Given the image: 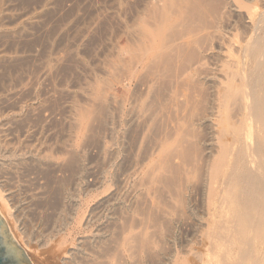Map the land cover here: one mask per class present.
Wrapping results in <instances>:
<instances>
[{
	"label": "bare ground",
	"instance_id": "bare-ground-1",
	"mask_svg": "<svg viewBox=\"0 0 264 264\" xmlns=\"http://www.w3.org/2000/svg\"><path fill=\"white\" fill-rule=\"evenodd\" d=\"M125 1L127 2L128 10H125V23L121 22V24H124V27L121 28L123 30L121 36L123 35L125 38L126 45L119 46L117 44H112V47L110 45L112 49L108 51H111L112 54H109L112 55L113 58H110L111 60L105 59L104 61H110V63H108L109 65L107 64L108 67L107 65H103L105 66L104 71L107 72L106 77H99L98 79L96 77L93 84H91L93 82L92 80L90 84L87 83V86L89 85L87 91H91L90 93L93 95H89L92 99L91 97L89 98V96L85 97L91 99L93 103L95 102V105L92 104V106L89 107V100V102L85 104L86 108L81 107L84 103L79 105L80 108L74 107V109L77 110L73 112L75 114L72 115L74 118H70L72 119V121L70 120L71 126H68L75 128L77 131L75 134L71 132L75 136L77 134V141L75 142L73 140V142L71 140L74 145L72 143L70 146L72 145L73 153L79 155L81 154V145L79 142L89 133L88 131L90 128L94 130V124L98 123V126L100 122L104 125L106 124L110 135V141H102L100 140L101 138L99 139L98 137L100 140L99 145H101L98 161L101 163V166L97 171V168L92 164H89L87 167L80 164L84 170L83 174L87 176L88 174L96 173V175L94 174L95 179L93 181L91 179V183H89L90 181L86 183L83 180L84 183L81 180L83 179L81 178L83 174L75 178L76 186H74V188L78 187L81 190L83 189L82 191H84V193L87 192L88 194L94 190L96 191L103 188V191L97 194L99 199L97 198V201L91 204V208L88 206L90 211L87 210L88 207L86 206V210L89 211V213L86 211V213H88L86 215L87 217H85L86 213L83 212L85 211V206L84 209H82V196H80L79 193V195L77 194V196L81 197L82 202H79L80 200L76 198V196L73 197V193H70L72 194L71 197L74 198L73 200L71 199V208L76 213H74L76 220L77 217H80L79 214H81L83 210L81 215L83 217L78 218L81 221L80 223L78 221L76 224H79V226L81 225V230L82 228L85 230L89 228L93 229L88 230L90 233L83 230L88 234L83 237L79 236L78 239L75 238L74 240L71 238L72 235L70 238L66 235L68 238L66 239L62 231L58 230L61 231V233H59V239H61V241L58 239V242L56 238L57 243L54 242V238H52L54 239L52 240L48 238V236H45L46 234L39 231V228L44 225H48L49 228H56L55 225L65 217V210H60L63 206L62 208L58 207L59 203H61V199L58 201L59 203L55 201L56 204L58 203L56 208L58 207L59 209H57L58 211L55 213L53 212L54 209L50 210L52 211L51 213L49 212L51 219L49 218L46 224L45 219L48 217L44 216L45 214L42 215L44 211L39 212L41 213L40 216H36L37 225H35L38 226L36 227L38 229V236L36 234L34 237L35 243H32V237H30L32 233L30 232V235H26L28 243H26V241L25 243L20 241L19 236L23 235L24 229L22 233L21 231L18 232V234L21 233L22 235H18L16 231V233H14V230L20 229L19 224H22L21 226H24V224L19 216L20 211L14 214L13 208L16 202L12 206L13 208L10 206L9 202L10 199L16 196L17 189L12 190L13 186L16 184L12 183L14 184H11L12 188H10L11 186L7 187V185H10L7 184L8 178L12 175L6 177L8 175L6 162L0 159V184L2 186H0V213H4L6 220L9 222L8 231L13 233L16 238L23 243V248L33 264H152L153 261L156 263L160 262L161 264H184V261L182 259L180 260V256H178L181 254H178V250L182 248L178 249L175 246L177 248L176 250L174 245H172L173 233H175L171 231L172 226H182V228H186L187 234L191 236V238L187 240V245L185 244L186 246L183 247V250L185 256L187 255L191 261L196 264H264V0H139L138 5L135 4L136 1H134V6L137 5L134 12L131 10V0ZM122 7H126V5ZM118 8L120 9V6ZM114 14L116 15V13ZM117 15H119V13ZM122 18L123 17H121V19ZM4 28H6V26ZM7 28L11 27L9 26ZM6 36L9 35L7 34ZM13 36H15V34H12V37ZM116 36L114 37L116 38ZM118 37L120 39V35ZM4 39L2 40L4 41ZM2 40L0 38V41ZM114 41L111 40L110 42L113 43ZM6 45H8V43ZM1 49H4L3 45ZM107 53H105L106 58H108L106 55ZM3 54L4 51L2 55ZM2 55L0 53V61L4 59ZM5 62L3 61L4 64ZM96 66L95 68L98 67ZM6 69H8V67ZM1 70L2 69H0V71ZM90 71L92 70H89V72ZM6 73L8 72H3L5 76L3 78L8 77V74L5 75ZM93 73L95 74V72ZM97 75L98 74L94 76ZM1 77L0 79H2ZM90 78L93 77L90 76ZM9 79L12 81L10 75ZM26 81H28V79ZM26 81L25 84L27 85ZM20 82L18 84H20ZM18 84H15L16 87H18ZM23 84H21L22 87ZM116 84L128 93V96L122 101L119 99L123 95L117 97L114 94L116 92V90H114ZM1 87L6 91L2 85ZM8 87L10 88V86ZM78 87L80 88V86ZM84 89H81V91H84ZM12 90H8L9 93L13 92ZM75 90L78 89L75 88ZM111 90L115 92L109 94L108 92ZM25 91L28 93L30 90ZM84 92L83 94H85ZM6 93L8 92L6 91ZM24 93L23 95L20 93L17 95L20 94V96H24ZM27 93H25V95H27ZM0 95H2V93H0ZM12 96H9V98ZM74 98L75 97H73L72 100ZM24 99H26V97ZM5 100L4 98V101ZM21 100H18V103ZM80 101H78L79 104ZM1 102H3V100ZM1 102L0 104L3 105L4 102ZM11 102L12 100L9 103ZM74 102L76 101L74 100ZM74 102L71 103L74 105ZM9 103L6 101L3 106ZM0 108L2 110L1 106ZM22 108L23 107H21L20 110L23 111L25 108ZM27 108H29V106ZM4 110L2 111L6 114L7 111ZM67 110L68 107L66 111ZM64 112L65 111H63V114ZM16 114L19 113L16 112ZM69 114L67 115L69 116ZM27 115L28 114H26V116ZM63 117L65 116L63 115ZM21 119L23 120L24 118ZM27 119L32 118L28 117ZM66 119L68 120V118ZM11 121H14L13 118ZM46 121L49 120L47 119ZM14 123L17 122H13V124ZM20 123L21 122H19V124ZM62 123L61 126H63ZM9 124H7V127ZM23 124L27 123L22 122V125ZM0 125L3 127L2 124ZM22 125H19L20 127L16 125L17 129H21ZM41 125L44 126L43 124ZM104 125L101 126L103 127ZM68 127L66 126L65 128L67 131L71 129ZM22 128H24V126ZM27 129L25 128V130ZM2 131L4 132L5 130ZM103 131L105 135L106 132L105 130ZM35 132H37V130ZM45 132L46 131H44V133ZM8 133H10V131L7 132V134ZM46 133L48 136V131ZM2 134L3 133H1V135ZM12 134L14 135V133ZM25 134L22 133L24 138ZM61 134L62 133H60V135ZM29 137H31V135ZM67 137L69 138V136ZM96 137L93 136V139ZM3 138L1 139L3 140ZM43 138L46 140L44 136ZM8 139L9 137L6 138V140ZM14 140L12 142H14ZM33 141L37 142V140ZM56 141L57 140H54V142ZM2 143L0 144L1 146L4 144ZM62 143L64 142L62 141ZM94 143L96 144L95 141ZM8 144H6V146H8ZM28 145L26 143L25 146L27 147H24L28 148V150L29 148L34 149L32 146L28 147ZM49 145L50 142L48 145L46 144L48 147ZM11 146L12 145H10V147ZM93 146L95 145L93 144ZM10 147L5 148L8 150ZM16 148H13V150ZM65 148L67 149L68 147ZM21 149H19V151ZM70 149L69 147L68 150L70 151ZM52 150L54 149L52 148ZM3 151H5V149H3ZM85 152L83 151L84 154ZM12 153L8 155L11 156ZM29 153L31 154L32 152ZM29 153L27 151V154ZM32 154H34V152ZM69 154L70 153L67 154L68 156L66 155V158H70ZM24 155H26V153ZM36 155H39L38 152ZM47 156L49 158V155ZM2 157L3 154L0 158ZM8 157L9 156H6V158ZM11 157H9V159H11ZM13 157L15 158V155ZM6 158L3 160H6ZM14 158L13 162L18 159L14 160ZM42 158H44V155L41 157V160ZM80 158L83 159L81 155ZM94 159H96L95 161L98 166L97 158ZM32 160L33 159H31V161ZM31 161H28V163ZM18 162H20V160H18ZM63 162L60 163L63 165L65 163ZM69 162L72 161L69 160ZM24 163L26 166V162ZM28 163L27 165H29ZM32 163L30 165L33 166ZM14 166L13 168H15ZM18 167L21 166L19 165ZM68 167L70 166L68 165ZM44 169H46V167ZM13 170L14 169H12V171ZM34 170H36V167ZM79 171H82V168ZM22 172L24 173V171ZM48 172L51 174V171ZM41 175L42 174H40L39 177H41ZM74 175H76V173L73 174V176ZM15 176L10 178L14 180L13 177ZM34 176L36 178V175ZM42 176L44 178V175ZM19 178L22 177H18V179ZM27 179H29V177ZM39 179L42 178H38V180ZM62 179L61 181H64ZM33 180L37 179L33 178L32 181ZM47 180L48 178L44 181L48 183ZM32 181H29L31 185L36 182L34 181L32 183ZM65 181L68 180L66 179ZM132 181L133 184H131ZM19 182L18 180L17 184H20ZM23 182L24 181L21 183ZM58 182L60 181L58 180ZM62 183L60 182L61 185ZM44 184H42L43 187ZM26 185H28V182ZM54 185L52 186L56 188L57 185ZM59 186L60 185H58V187ZM45 187L47 188V186ZM41 188L42 187H40V190ZM74 188L72 190L73 192L77 190H74ZM36 189L37 188H35V191ZM29 191L26 193H29ZM21 192L23 191H20L19 194ZM49 192L50 191H48V193ZM36 193H38V191ZM60 194L62 195V193ZM45 196L44 194V198H46ZM41 197H43V195ZM35 198L37 199L39 197L34 196L33 199L35 200ZM44 198H40V200ZM92 199L89 198L90 201H92ZM87 200L84 199L85 202ZM89 200L87 201L88 203ZM42 201V204H37L43 205ZM132 201L137 203L143 201L144 205L141 203L143 209L139 210L138 213L129 212L130 210L126 211L128 208L127 206ZM26 202L29 201L26 200ZM132 204H130V206ZM47 205L45 206L46 208ZM84 205L86 204L84 203ZM64 206H67V204H64ZM136 207L134 208L136 209ZM34 208L37 210L38 207L35 205ZM46 208L44 210H47ZM48 208L51 207L49 206ZM138 209L140 208L138 207L137 210ZM105 211H109L111 214L106 222H100L103 220L102 216ZM133 211L135 210L133 209ZM52 213H54L53 217H51ZM21 214H23V212ZM70 218H72V216ZM31 220L30 224L35 222V220L31 222ZM71 220L73 221V219ZM76 220L74 221L76 222ZM69 222L70 220L68 219V225H66L67 229L69 228ZM60 224L58 226H60ZM64 225L65 224H63V226ZM79 226L77 225L76 228ZM59 228L60 227H58V229ZM31 230L33 231V229ZM72 231L73 230H71V232ZM47 232L48 230L46 229V233ZM52 233L54 234L55 232ZM181 233H183V231ZM78 235L80 234L78 233ZM22 237L21 240L25 238V236L24 238ZM187 256L186 258H188ZM181 258H184V256ZM185 264L188 263L185 262Z\"/></svg>",
	"mask_w": 264,
	"mask_h": 264
},
{
	"label": "rangeland",
	"instance_id": "rangeland-1",
	"mask_svg": "<svg viewBox=\"0 0 264 264\" xmlns=\"http://www.w3.org/2000/svg\"><path fill=\"white\" fill-rule=\"evenodd\" d=\"M2 0H0V2H1ZM134 1H136V3L134 2ZM7 3V5H6V3ZM125 2V3H124ZM4 3V4H3ZM134 3L135 4H137L138 5V3H139V0H131V6L133 7H131V10H133V12L135 11V7L137 6V5H135L134 6ZM121 4H122V6H125L126 5V7H122L121 6ZM124 4V5H123ZM120 6V9L118 8ZM122 7V8H121ZM0 8H1V12H0V27H1V29H0V38H1V40L2 39H4V37H5V39H4V41L2 40V41H0V49H1V46L3 45V48L4 49H1L0 50V53H1V55H2V53H3V51H4V54L2 55L3 57H4V59H1V61H0V67H3V68H0V69H6L7 67H8V69H6V70H1L0 71V74H2V75H0V77L2 78V79H0V93H2V95H0V102L3 100V102L5 103L6 101L9 103L11 100H12V104L11 103H9L8 105L7 104H5V106H3L4 105V103L3 102H1V103H3V105L2 104H0V106L2 107V110H6L7 112H6V114H5V112H3L2 110H1V108H0V124H2L3 125V127L0 125V139L1 138H3V136H4V138H3V140L1 139L0 140V144L2 143L3 145L1 146L0 145V147L2 148H0V157L2 156V154H3V157L2 158H0V159H2V161H5L6 162V168H7V172H8V175L6 176V177H8L9 175H12V176H15L17 173V175L15 176V177H13V179L14 180H12L10 177H12V176H9V178H8V182H7V184H10V185H7V187H10V188H12V185H14V184H12V183H15L16 185H14L13 186V189L12 190H16V196L13 198V199H10V206L12 207L13 205H14V203H15V205H14V208H13V211H14V214H17V212H19L20 214H19V216H20V218L22 219V221H23V224H24V226H21L22 224H19V227H20V229H16V230H14V233H16L17 232V234H18V232L19 231H21V233H22V230H23V235L21 234V233H19L20 235H22V236H19L20 238V241H23V243H25V241H26V243H28L27 241H28V238H26L27 236L26 235H30V233H32V235H30V237H32V243L34 244L35 242V236H36V234H37V236H38V229L36 228V227H38V226H36L37 225V217L38 216H40V214L41 213H39V212H43L44 211V213H42V215H44V216H46V217H48L47 219H45V224H46V221L47 220H49V218H50V213L52 212V211H50V210H53L54 209V213L55 212H57L58 210L57 209H59V208H62V206H63V208L62 209H60V210H65V212H64V214H65V217L62 219V221H59L55 226H56V228L54 227V229L52 228V227H50L49 228V226L47 225V226H45L44 224V226H41L39 229V231H41L42 233H44V234H46L45 236H48V238H54V239H52V240H54V242L55 243H57V241L59 242V240L61 241V239H59L60 238V235H59V233H61V231H62V234H64L63 236L66 238V239H68L67 237L69 236V238H70V236H71V238L74 240L75 238H79V236H81V237H83V236H85V235H87L88 233H90V231H88V230H91V229H93V228H89V229H87V230H85V229H83L82 228V230H81V225L79 226V224H76L78 221H79V223H80V221L81 220H79L78 218H80V217H83V216H81L82 215V211H81V214H79V216L80 217H77V220H76V217H75V212L73 211V209L71 208V201L74 199L73 197H75L76 196V198H78L80 201L79 202H84L86 205H84V203L82 202V206H83V208L82 209H84V206H85V211H83V212H85L86 213V211L87 210H89L90 211V208L92 207V205L91 204H94L96 201H97V198L99 199V197L97 196V194H100L102 191H103V188H101L100 190H94L93 192H91V193H88L87 194V192H85L84 193V191H82L80 188H78V187H75L74 188V186H76L75 185V181H76V177H78L79 175H82L84 172V170H83V167H81V165L82 166H84V167H87L89 164H92L93 166H95V168H97L96 169V171L98 170V168L101 166V163L98 161L99 159H98V155L100 154V148H101V145H99L100 143H99V141L100 140H102V141H110V135H109V132H108V130H107V127H106V124L104 125L102 122H100L99 123V126L97 125L98 123H96V124H94L93 126H94V130H92V128H90V130L88 131L89 133H87V135L86 136H88V137H86L85 136V138L83 139L84 141H85V139H86V141L84 142L83 140L81 141L80 140V145H81V147H80V145H79V147H80V150H81V156H82V158L83 159H81L80 158V155L79 154H76V153H73V151H72V145L70 146V144H72L74 141L76 142L77 141V139H76V136H77V134H76V136L74 135L75 134V132L77 133V131H76V129L75 128H73V127H68V126H71V121H72V119L74 118V116H72V115H75L73 112H75V110H77V109H74V107H76V108H78L79 107V105H82L83 103V106H81L82 108H86L85 107V104H87L88 102H89V100H90V104L88 103V106L90 107V106H92V104L93 105H95L93 102H92V93H90L91 91H87L88 89V87H89V85L87 86V83H91L92 81V83L91 84H93L94 83V80H95V78L97 77V79L100 77V78H104V77H106V71H104V68H105V66L108 64V63H110V61L109 60H106V62H104L105 61V59H110V58H113L112 57V55H110V54H112L111 53V51H108V50H111L112 48V44H117V45H119V46H124V44L126 45V40H125V38L123 37V35L121 36V33H123V30L121 29V28H123L124 26V24L123 23H125V19H124V17H125V15H126V13H125V10H128V6H127V2L125 1V0H3L1 3H0ZM8 8V9H7ZM125 8H127V9H125ZM5 10V11H4ZM10 10H12V11H10ZM122 10V11H121ZM115 11V12H114ZM118 11V12H117ZM121 11V12H120ZM7 12H9V13H7ZM4 13V14H3ZM114 13H116V15L114 14ZM119 13V15H120V13H121V15L119 16V15H117ZM2 14V15H1ZM9 14V15H8ZM14 14V15H13ZM124 15V16H123ZM12 16V17H11ZM5 17V18H4ZM8 17V18H7ZM117 17V18H116ZM121 17H123L122 19H121ZM3 18V19H2ZM3 20V21H2ZM6 22H5V21ZM14 20V21H13ZM119 20H120V23H119ZM2 22H5V23H2ZM20 22V23H19ZM121 22H123L122 24H121ZM24 24V25H23ZM26 24V25H25ZM3 27H2V26ZM23 25V26H22ZM119 25V26H118ZM6 26V28H4ZM11 27V28H7V27ZM3 28V29H2ZM19 29H21V30H19ZM121 30H122V32H121ZM6 33H5V32ZM22 31V32H21ZM116 31V32H115ZM3 32V33H2ZM14 32V33H13ZM20 32V33H19ZM114 32V33H113ZM120 32V33H119ZM118 33V34H117ZM9 35V36H6V35ZM12 34L14 35L15 34V36H13L12 37ZM17 34V35H16ZM115 34V35H114ZM116 35H120V39H119V37L118 36H116ZM111 36V37H110ZM114 36H116V38L114 37ZM119 40H118V39ZM122 38V39H121ZM112 41H114L113 43H111L110 41L111 40ZM7 40H8V42H7ZM124 40V41H123ZM5 42H6V44L8 43V45H6L5 44ZM119 42V43H118ZM82 43V44H81ZM111 43V44H110ZM4 44H5V47H4ZM109 44V45H108ZM110 45H111V47H110ZM109 49H108V48ZM104 51V52H103ZM108 52V53H107ZM7 55H6V54ZM105 53H107L106 55H107V57L108 58H106V56H105ZM110 53V54H109ZM109 54V55H108ZM105 56V58H104V56ZM13 56V57H12ZM100 56V57H99ZM7 58V59H6ZM103 58V59H102ZM6 59V60H5ZM102 59V60H101ZM8 60H9V62H8ZM101 61V62H99V61ZM111 60V59H110ZM3 61L5 62V64L3 63ZM15 61V62H14ZM95 63V64H94ZM98 63V64H97ZM105 63V64H104ZM3 64H4V66H3ZM7 64V65H6ZM12 64V65H11ZM59 64V65H58ZM94 64V65H93ZM2 65V66H1ZM87 65V66H86ZM91 65V66H90ZM98 67H97V66ZM100 65V66H99ZM103 65H105V66H103ZM109 65V64H108ZM108 65H107V67H108ZM5 66H6V68H5ZM49 66V67H48ZM92 66H93V68H92ZM95 66L97 67V68H95ZM87 67V68H86ZM100 67V68H99ZM106 67V68H107ZM50 68V69H49ZM84 68V69H83ZM86 68V69H85ZM89 68V69H88ZM95 68V69H94ZM11 69V70H10ZM45 69V70H44ZM88 69V70H87ZM100 69V70H99ZM49 70V71H48ZM89 70H92V71H90L89 72ZM85 71H86V73H85ZM99 71V72H98ZM3 72H8V73H6L5 75H7L8 74V77L7 78H3V77H5L4 75H3ZM93 72H95V74L93 73V76H92V73ZM97 72V73H96ZM10 73V74H9ZM83 73H85V74H83ZM88 73V74H87ZM102 73H104V74H102ZM45 74V75H44ZM87 74V75H86ZM89 74H91V75H89ZM96 74H98L97 76H94V75H96ZM100 74V75H99ZM102 74V75H101ZM9 75H10V78L12 79V81L9 79ZM83 75V76H82ZM104 75V76H103ZM90 76L91 77H93V78H90ZM102 76V77H101ZM26 77V78H25ZM87 79V81H86V79ZM8 80L7 82H5L6 80ZM28 79V81H26ZM84 79V80H83ZM20 80H21V82H20ZM22 80H24V81H22ZM82 80V81H81ZM89 80V81H88ZM92 80V81H91ZM3 83H2V82ZM9 81H10V83H12V84H10L9 83ZM14 81V82H13ZM15 81H16V83H15ZM25 81H26V83H27V85L25 84ZM84 81V82H83ZM91 81V82H90ZM20 82V84H18ZM79 82H80V84H79ZM24 83V84H23ZM5 84V85H4ZM8 84V85H7ZM15 84H18L17 86L18 87H16V85ZM21 84H23V87H22V85ZM1 85L4 87V89H6V91L8 92V93H6V91L5 90H3L2 89V87H1ZM12 85V86H11ZM15 85V86H14ZM21 85V86H20ZM26 85V86H25ZM7 86V87H6ZM8 86H10V88L8 87ZM27 86H28V88H27ZM30 86V87H29ZM78 86H80V88L77 87ZM81 86H82V88H81ZM84 86V87H83ZM116 86H117V88H116ZM13 87V88H12ZM27 89H26V88ZM35 87V88H34ZM86 87V88H85ZM15 88V89H14ZM17 88V89H16ZM24 88H25V90H30V91H28V93H27V91H25L24 90ZM38 88V89H37ZM67 88V89H66ZM75 88L76 89H78V90H75ZM85 88V89H84ZM13 89V90H12ZM20 91H19V90ZM36 91H35V90ZM81 89H84V91L82 90L81 91ZM121 89V90H120ZM10 90H12L13 92H10L9 93V91ZM114 90H116V92L115 91H110V92H108L109 94L111 93H114L117 97L118 96H121V95H123V96H121L122 97V99H121V97H120V101H122V100H124V98H126L127 96H128V93L126 92V91H124L123 90V88H121V87H118V85L116 84L115 86H114ZM2 91V92H1ZM21 91H22V93H21ZM33 91V92H32ZM67 91H70V92H67ZM75 91V92H74ZM81 91V92H80ZM122 91V92H121ZM15 92V93H14ZM27 93V95H25V93ZM74 92V93H73ZM80 92V93H79ZM83 92L86 94H83ZM89 94H88V93ZM120 92V93H119ZM3 93H4V95H3ZM18 93H20V94H22L23 95V93H24V96H20V94L19 95H17ZM70 94V95H69ZM79 94V95H78ZM120 94V95H119ZM13 95V96H12ZM16 95V96H15ZM89 95H91V96H89ZM7 96V97H6ZM9 96H12V97H16L15 98V100L13 101V99L14 98H9ZM19 96V97H18ZM83 96V97H82ZM85 96H89V98L91 97V99H88V97L86 98ZM26 97V99H24ZM33 97V98H32ZM73 97H75L73 100H72V98ZM3 98V99H2ZM4 98L6 99L5 101H4ZM17 98H18V100H21V98H22V102L21 101H19V103H18V100H17ZM79 99V100H78ZM10 100V101H9ZM74 100L78 103V105H77V103L76 102H74ZM81 100V101H80ZM17 103H16V102ZM78 101H80V104H79V102ZM83 101H85V102H83ZM24 102V103H23ZM71 102H74V105H77V106H74L73 105V103H71ZM87 102V103H86ZM92 102V103H91ZM15 103H16V106H15ZM21 103H22V105H21ZM27 103V104H26ZM29 103V104H28ZM19 104V105H18ZM70 104V105H69ZM14 107H13V106ZM18 105V106H17ZM26 105V106H25ZM73 105V106H72ZM29 106V108H27ZM70 106V107H69ZM73 108H72V107ZM87 106V107H88ZM4 107V108H3ZM13 107V108H12ZM19 107V108H18ZM21 107H23L22 109H24L23 111L22 110H20L21 109ZM67 107H68V110L66 111V109H67ZM9 108V109H8ZM16 108H18V109H16ZM65 108V109H64ZM80 108V107H79ZM8 109V110H7ZM71 109V110H70ZM4 110V111H5ZM15 112H14V111ZM17 110H20V111H17ZM60 110V111H59ZM74 110V111H73ZM9 111V112H8ZM21 111H22V113H21ZM34 111V112H33ZM63 111H65L64 112V114H63ZM2 112V113H1ZM11 112H13V113H11ZM16 112H18L19 114H16ZM28 112V113H27ZM70 114H69V113ZM32 113H33V115H32ZM36 113V114H35ZM3 114V115H2ZM8 114H10V115H8ZM13 114V115H12ZM25 114V115H24ZM26 114H28L27 116H26ZM31 114V115H30ZM67 114H69V116L67 115ZM6 115H7V117H6ZM23 115V116H22ZM36 115V116H35ZM63 115L65 116V117H63ZM71 115V116H70ZM5 116V117H4ZM8 116H10V117H8ZM22 116V117H21ZM67 116V117H66ZM3 117V118H2ZM17 117V118H16ZM29 117H31L32 119H27V118ZM34 117V118H33ZM63 117V118H62ZM5 118V119H4ZM12 118H13V122H17V123H14L13 124V122L11 121L12 120ZM18 118H24L23 120L21 119H18ZM26 118V119H25ZM59 118V119H58ZM66 118H68V120L66 119ZM70 118H72V119H70ZM3 119V120H2ZM34 119V120H33ZM49 120V121H46V120ZM63 119V120H62ZM64 119H66V120H64ZM15 120H17V121H15ZM20 120V121H19ZM25 120H27V121H25ZM71 120V121H70ZM9 121V122H8ZM29 121V122H28ZM31 121H32V124H31ZM44 123H43V122ZM62 121H63V123H62ZM19 122H21L20 124H19ZM22 122L24 123V122H26L27 124L29 123L30 124V126H29V124H28V126H27V124H23L22 125ZM49 122H50V125H49ZM6 124V125H4V124ZM12 125H10V124ZM61 123H62V125L63 126H61ZM64 123H65V125H64ZM67 123V124H66ZM7 124H9L8 125V127H7ZM21 126L22 125V127L24 126V128H22L21 127V129L20 128H18L17 129V126H19V125ZM41 124H43L44 126H42ZM48 124V125H47ZM69 124V125H68ZM14 125V126H13ZM17 125V126H16ZM95 125H96V127H95ZM101 125H104L103 127L101 126ZM5 126V127H4ZM15 126H16V128H15ZM19 126V127H20ZM34 126V127H33ZM65 126V127H64ZM66 126L70 129V130H66L65 128H66ZM73 126V125H72ZM92 126V127H93ZM7 127V128H6ZM27 127H28V129H27ZM32 127V128H31ZM37 127V128H36ZM39 127V128H38ZM64 127V128H63ZM102 129H101V128ZM10 128V129H9ZM25 128L27 129V130H25ZM31 128V129H30ZM33 128H35V129H33ZM42 128V129H41ZM47 128V129H46ZM49 128V129H48ZM51 128V129H50ZM96 128V129H95ZM106 128V129H105ZM12 129V130H11ZM13 129H16V130H13ZM45 129V130H44ZM62 129H64V130H62ZM99 131H98V130ZM2 130H5L4 132L2 131ZM6 130H8V131H6ZM19 130V131H18ZM26 132H25V131ZM30 130H31V132H30ZM33 130V131H32ZM37 130V132H35ZM53 130H54V132H53ZM56 130V131H55ZM72 130H74V131H72ZM96 130H97V132H96ZM101 130H102V132H101ZM103 130H105V135L103 134L104 133V131ZM10 131V133H8L7 134V132H9ZM22 131V132H21ZM42 131V132H41ZM44 131H48V136L46 135L47 133L45 132L44 133ZM50 131V132H49ZM51 131H52V133H51ZM59 131H60V133H62L61 135H60V133H59ZM63 131H64V133H63ZM14 133V135L12 134V133ZM30 132V133H29ZM36 134H35V133ZM41 132V133H40ZM56 132V133H55ZM67 132V133H66ZM71 132H73V133H71ZM90 132H92V133H90ZM94 132V133H93ZM98 134H96V133ZM101 132V133H100ZM107 132H108V134H107ZM1 133H3L2 135H1ZM16 133V134H15ZM22 133H27V134H25L24 136H25V138L23 137V135H22ZM32 133H34V134H32ZM49 133H51V134H49ZM12 136H11V135ZM18 134V135H17ZM41 134V135H40ZM44 134V135H43ZM57 134V135H56ZM59 134V135H58ZM72 134V135H71ZM94 134V135H93ZM101 136H100V135ZM103 134V135H102ZM9 135V136H8ZM31 135V137H29ZM35 135V136H34ZM39 135H40V137H39ZM56 135V136H55ZM70 135H71V137H73V138H71L70 137ZM74 135V136H73ZM107 135H108V137H107ZM6 136H8L9 137V139L8 140H6V138H8V137H6ZM10 136H11V138H10ZM15 136V137H14ZM18 136V137H17ZM43 136L45 137V139L46 140H44V138H43ZM64 136V137H63ZM67 136H69V138H71V139H69ZM93 136L94 137H96V138H94L93 139ZM104 136V137H103ZM106 136V137H105ZM6 137V138H5ZM21 139H20V138ZM23 137V138H22ZM35 139H34V138ZM43 139H42V138ZM52 137V138H51ZM56 139H55V138ZM59 137V138H58ZM66 137H67V139H66ZM92 137V138H91ZM98 137H99V139H98ZM14 138H15V140H14ZM32 138V139H31ZM49 138V139H48ZM65 138V139H64ZM88 138V139H87ZM109 139V140H107V139ZM11 139V140H10ZM17 139V140H16ZM27 139H29V140H27ZM44 141V143H43V141ZM47 139H48V141H47ZM63 139V140H62ZM76 139V140H75ZM90 139V140H89ZM14 140V142H12ZM19 140V141H18ZM25 142H24V141ZM27 140V141H26ZM33 140H37V142L35 141H33ZM41 140V141H40ZM54 140H57L56 142H54ZM59 140V141H58ZM65 140V141H64ZM73 142H72V141ZM4 141H7V142H4ZM9 141V142H8ZM11 141V142H10ZM24 143H22V142ZM62 141L64 142V143H62ZM67 141V142H66ZM69 141V142H68ZM87 141H89V142H87ZM93 143H92V142ZM94 141L96 142V144L94 143ZM97 141H98V143H97ZM102 141H101V144H102ZM16 142V143H15ZM22 144H21V143ZM32 142H33V144H32ZM50 142V145H49V147L48 146H46V144L48 145V143ZM59 142V143H58ZM60 142H61V144H60ZM91 142V143H90ZM9 143V144H8ZM11 143V144H10ZM18 143V144H17ZM20 143V144H19ZM26 143H27V145H28V147H31L32 146V148H34V149H31V148H29V150H28V148H25V147H27V146H25L26 145ZM37 143V144H36ZM41 143V144H40ZM67 143H69V144H67ZM6 144H8V146H6ZM15 144V145H14ZM32 144V145H31ZM56 144V145H55ZM65 144V145H64ZM68 146H67V145ZM90 144V145H89ZM93 144L95 145V146H93ZM10 145H12L11 147H10ZM19 145V146H18ZM43 145V146H42ZM53 147H52V146ZM59 145H61V146H59ZM64 145V146H63ZM73 145H74V143H73ZM83 145V146H82ZM14 146V147H13ZM18 146L19 147V149H21V147H22V149L19 151V149H18V147L16 148V147ZM25 146V147H24ZM34 146V147H33ZM37 146V147H36ZM41 146V147H40ZM55 146V147H54ZM98 148H97V147ZM7 147H10V148H8V150L6 149ZM16 148V149H14L13 150V148ZM24 147V148H23ZM43 147V148H42ZM47 147V148H46ZM57 147V148H56ZM65 147H68L67 149L65 148ZM69 147L71 148L70 149V151L68 150L69 149ZM85 147V148H84ZM94 147H96V148H94ZM36 148V149H35ZM45 148V149H44ZM49 148H51V149H49ZM52 148L54 149V150H52ZM61 148H62V150H61ZM83 149V151L85 152L87 149V151L86 152H88V153H86L85 152V154L83 153V151H82V149ZM3 149H5V151H8V152H6V153H4L5 151H3ZM11 149H12V152H11ZM17 149H18V152H17ZM26 149V150H25ZM30 149H31V151H30ZM39 149H40V152H39ZM42 149V150H41ZM49 151H48V150ZM93 149H95V150H93ZM33 150V151H32ZM36 150H38V151H36ZM52 150V151H51ZM57 151V153H56V151ZM1 151H3V152H1ZM21 151H23V152H21ZM27 151H28V153L29 152H34V154H27ZM62 151H65V152H62ZM90 151V152H89ZM96 151V152H95ZM37 152H38V154L39 155H36L37 154ZM50 152H52V153H50ZM60 154H59V153ZM62 152V153H61ZM67 152V153H66ZM95 152V153H94ZM10 153H12L11 154V156L10 155H8V154H10ZM16 153H17V155H16ZM26 153V155H24ZM36 153V154H35ZM68 153H70L69 154V156H70V158H72V159H70L69 157H67L66 158V155L68 154ZM72 153V154H71ZM15 155V158L13 157L14 155ZM42 156H41V155ZM46 154V155H45ZM53 154V155H52ZM55 154V155H54ZM74 154H76V155H74ZM84 154V155H83ZM88 154V155H87ZM128 154V153H127ZM21 155V156H20ZM33 155H35V156H33ZM43 155H44V158H42V160H41V157H43ZM47 155H49V158H48V156ZM74 155V156H73ZM79 155V156H78ZM6 156H9V157H11V159H9V157L8 158H6ZM25 156H27V157H25ZM38 156V157H37ZM41 156V157H40ZM45 156H47V157H45ZM51 156V157H50ZM65 156V157H64ZM68 156V155H67ZM96 156V157H95ZM22 157V158H21ZM61 158V159H59V158ZM64 157V158H63ZM75 157V158H74ZM79 159H78V158ZM86 157H88V158H86ZM92 157V158H91ZM6 158V160H3V159H5ZM13 158H14V160L15 159H17L16 161H14L13 162ZM26 158V159H25ZM33 159L32 161H31V159ZM50 158H52V159H50ZM56 158H58V159H56ZM69 158V159H68ZM77 158V159H76ZM86 160H85V159ZM89 158H90V161H89ZM94 158H97V163H98V166H97V164H96V159H94ZM24 159V160H23ZM44 159V160H43ZM68 159V160H67ZM9 160H10V163H9ZM18 160H20V162H18ZM47 160V161H46ZM61 160V161H60ZM67 160V161H66ZM69 160L70 161H72V162H69ZM28 161H31L30 163H28ZM37 161V162H36ZM66 163H64V162ZM79 161H81V162H79ZM92 161V162H91ZM19 163V164H17V163ZM24 162H26V166H25V163ZM33 162V163H32ZM41 162H42V164H41ZM55 162V163H54ZM63 162L64 164L62 165L61 163ZM67 162H68V164H67ZM87 164H86V163ZM94 162V163H93ZM7 163H8V165H7ZM14 163V164H13ZM16 163V164H15ZM27 163L29 164V165H27ZM33 164V166L32 165H30V164ZM45 163V164H44ZM47 163V164H46ZM50 165H49V164ZM52 163V164H51ZM58 163H60V164H58ZM75 163V164H74ZM85 163V164H84ZM23 164H24V166H23ZM39 166H38V165ZM81 164V165H80ZM15 167V168H13V166ZM21 166V167H18V166ZM59 165V166H58ZM67 165V166H66ZM68 165L70 166V167H68ZM7 166H9V167H7ZM22 166H23V170H22ZM31 166V167H30ZM57 166V167H56ZM66 166V167H65ZM74 166V167H73ZM77 166V167H76ZM35 167H36V170H34L35 169ZM46 167V169H44V168ZM55 167V168H54ZM62 167V168H61ZM82 168V171H79V170H81V168ZM18 168V169H17ZM43 168V169H42ZM50 168V169H49ZM79 168V169H78ZM12 169H14L13 171H12ZM16 169V170H15ZM21 169V170H20ZM28 169V170H27ZM38 169V170H37ZM56 169V170H55ZM57 169H59V170H57ZM63 169H64V171H63ZM68 169V170H67ZM72 170H74V171H72ZM76 170V171H75ZM19 171V172H18ZM22 171H24V173L22 172ZM30 171V172H29ZM36 171V172H35ZM38 171H41V172H38ZM46 171V172H45ZM48 171H51V174H50V172H48ZM54 171V172H53ZM69 171V172H68ZM21 172H22V174H21ZM48 172V173H47ZM71 172H72V174H71ZM76 173V175H74L73 176V174H75ZM78 172V173H77ZM31 173V174H30ZM44 173V174H43ZM52 173H53V175H52ZM55 173V174H54ZM60 173H62V174H60ZM69 173V174H68ZM22 176H21V175ZM25 174V175H24ZM36 175V178H35V176L34 175ZM38 174V175H37ZM40 174H42V175H44V178H43V176L41 175V177H39L40 176ZM49 174V175H48ZM57 174V175H56ZM96 175V173H92V174H88L87 176L86 175H82L81 176V178H83V179H81L82 180V182H86V183H88L89 181V183H91V179H92V181L95 179V175ZM50 175H51V177H50ZM65 175V176H64ZM92 175V176H91ZM22 177V178H19L18 179V177ZM23 176H25V177H23ZM31 176H32V178H31ZM71 176V177H70ZM84 176V177H83ZM17 177V178H16ZM29 177V179H27ZM88 177H89V179H88ZM16 178V179H15ZM24 178V179H23ZM37 179V180H33L32 181V179ZM38 178H42V179H39L38 180ZM48 178V183H46L44 180H46ZM63 178V179H62ZM65 178V179H64ZM72 178V179H71ZM11 179V180H10ZM20 181L19 183L20 184H17L18 183V180ZM57 179V180H56ZM61 179L62 180H64V181H61ZM68 180V181H65V180ZM74 179V180H73ZM86 179H88V180H86ZM17 180V181H16ZM49 180H50V182H49ZM52 180V181H51ZM58 180L62 183V185L60 184V182H58ZM84 180V181H83ZM13 181H15V182H13ZM22 181H24L23 183H21ZM29 181H32V183L34 182V181H36L34 184H32L31 185V183H29ZM37 181H38V183H37ZM74 181V182H73ZM28 182V185H26V183ZM43 182V183H42ZM44 182H45V184H44ZM51 182H54V183H51ZM66 182V183H65ZM68 182V183H67ZM72 182V183H71ZM84 182V183H85ZM37 183V184H36ZM67 184V185H65V184ZM74 183V184H73ZM12 184V185H11ZM42 184H44V187H43V185L41 186ZM51 184V185H50ZM57 185V187L55 188V187H53L52 185ZM70 184V185H69ZM131 184H133V181L131 182ZM26 185V186H25ZM36 187H35V186ZM38 185H39V187H38ZM50 185V186H49ZM54 185V186H55ZM58 185H60L61 186V189H60V186L58 187ZM0 186H1V184H0ZM15 186H17V187H15ZM21 188H20V187ZM26 188H25V187ZM45 186H47V188L45 187ZM53 187V189H52V187ZM2 187V186H1ZM28 187V188H27ZM40 187H42L41 188V190H40ZM51 187V188H50ZM67 189H66V188ZM24 190H23V189ZM35 188H37L36 189V191H35ZM57 188H59V189H57ZM70 188V189H69ZM73 188H74V190H76V191H72L73 190ZM25 189H26V191H25ZM31 191V193H30V191ZM33 189V190H32ZM47 191H45V190ZM55 189V190H54ZM57 189V190H56ZM43 190V191H42ZM60 190V191H59ZM63 190H65V191H63ZM79 190V191H78ZM20 191H23V192H21L20 194H19V192ZM29 191V193L31 194H29V193H26V192H28ZM38 191V193H36ZM48 191H50L49 193L51 194V196H50V194L48 193ZM54 192V194H53V192ZM56 191H58V192H56ZM35 194H34V193ZM52 192V193H51ZM19 195H18V194ZM23 193V194H22ZM60 193H62V195L60 194ZM70 193H73L74 195H73V197H71L72 196V194H70ZM80 194V196H82V201H81V197L80 196H77V194ZM44 194L46 195L45 197L46 198H44ZM53 194V195H52ZM58 196H57V195ZM78 194V195H79ZM43 195V197H41ZM55 195H56V197H55ZM64 195V196H63ZM91 195H92V198H91ZM96 195V196H95ZM21 196V197H20ZM23 196V197H22ZM28 196V197H27ZM35 196H37V197H39V198H35V200L33 199V197ZM48 196V197H47ZM49 196H50V198H49ZM54 196V197H53ZM60 196H61V198H60ZM96 197V200H95V197ZM63 197V198H62ZM71 197V198H70ZM80 197V198H79ZM85 197H88V198H85ZM24 198H25V200H24ZM28 198V199H27ZM31 198V199H30ZM40 198H44V199H42V200H40ZM48 198V199H47ZM54 200H53V199ZM55 198H56V200H55ZM88 199L89 200V198L90 199H92V201H90L89 200V203L87 204L85 201H84V199ZM19 199V200H18ZM24 201H23V200ZM46 199H47V201H46ZM62 199V200H61ZM67 199V200H66ZM70 199V200H69ZM72 199V200H71ZM26 200L27 201H29V202H26ZM37 200H38V202H37ZM61 200V201H60ZM65 200V201H64ZM12 201V202H11ZM19 201V202H18ZM35 201V202H34ZM41 201L43 202V205H40V204H37V203H41ZM55 201H60L61 203H59V206H58V203L56 204V202L54 203ZM63 201V202H62ZM69 201V202H68ZM134 201V200H133ZM132 201V202H133ZM22 202H23V204H22ZM33 203V205H32V203ZM48 203V205L51 207V208H48L49 206L47 205V203ZM94 202V203H93ZM132 202H130L129 203V205L127 206L128 208V210L126 209V211H129V212H139V210H142L143 209V206H141V203H142V205H144V203H143V201L141 202V201H139L138 203L137 202H133V204H134V206H133V204H132ZM46 203V204H45ZM63 203V204H62ZM140 203V204H139ZM18 204V205H17ZM20 204V205H19ZM30 204V205H29ZM42 204V203H41ZM53 204H54V206H53ZM64 204L66 205L67 204V206H64ZM70 205V207H69V205ZM130 204H132L131 206H130ZM139 206H138V205ZM32 205V206H31ZM35 205H36V207H38L37 208V210L39 209V208H41V209H39L38 210V212H37V210L34 208L35 207ZM47 205V208L45 207ZM137 207H136V206ZM53 206V207H52ZM56 206H58L57 208H56ZM61 206V207H60ZM89 206H91L90 208L88 207V209H87V207ZM130 206V207H129ZM43 207V208H42ZM47 209V210H44L45 208ZM134 207H136V209L134 208ZM140 208V209H138L137 210V208ZM145 207V206H144ZM64 208H66V209H64ZM133 208L135 211H133V209L131 210V209ZM16 209V210H15ZM27 209V210H26ZM87 209V210H86ZM24 210H26V211H24ZM32 212H31V211ZM34 210H35V212H34ZM42 210V211H41ZM68 210H69V212H68ZM12 211V212H13ZM23 212V214H21L22 212ZM29 211V212H28ZM46 211V212H45ZM48 211V212H47ZM89 211H87L88 213H89ZM50 212V213H49ZM68 212V213H67ZM71 212V213H70ZM108 212V213H107ZM47 213H48V215H47ZM54 213H52L51 214V217H53L54 215ZM67 213V214H66ZM70 213V214H69ZM73 213V214H72ZM75 213V214H74ZM88 213H86L85 214V217H87L86 215L88 214ZM136 213V214H137ZM25 214V215H24ZM27 214V215H26ZM30 214V215H29ZM72 214V215H71ZM107 214V215H106ZM110 214H111V212H109V211H105L104 212V214H103V220L102 221H100V222H106L107 221V219L109 218V216H110ZM73 215H74V218H73ZM83 215H84V213H83ZM23 216V217H22ZM30 216H32V217H30ZM35 218H34V217ZM37 216V217H36ZM72 216V218H70ZM27 217V218H26ZM68 217V218H67ZM67 218V219H66ZM31 219H34L35 220V222H34V220H31ZM51 219V218H50ZM68 219L70 220V222H69V228L67 229V227H66V225H68V223H67V221H68ZM71 219H73V221L71 220ZM27 220V221H26ZM30 220H31V222H34V223H31L30 224ZM65 222H64V221ZM74 220H76V222L74 221ZM62 222H63V224H65L64 226H63V224H62ZM61 223V224H60ZM70 223H71V225H70ZM74 223H75V225H74ZM26 224H27V226H26ZM30 224V225H29ZM32 224H33V226H32ZM36 224V225H35ZM60 224V226H58ZM73 224V225H72ZM79 226V227H77L76 228V226ZM25 226H26V228H25ZM61 226H62V228H61ZM95 226V225H94ZM22 227V228H21ZM29 227V228H28ZM34 227V228H33ZM58 227H60L59 229H58ZM73 227V228H72ZM36 228V229H35ZM49 228V229H48ZM76 228V229H75ZM79 228V229H78ZM27 229V230H26ZM31 229H33V231L31 230ZM46 229L48 230V232L46 233ZM51 229V230H50ZM57 229V230H56ZM75 229V230H74ZM183 229V230H182ZM42 230H44V231H42ZM58 230H61V231H58ZM64 230V231H63ZM67 232H66V231ZM68 230H70V231H68ZM71 230H73L72 232H71ZM76 230H77V232H76ZM81 230V231H80ZM88 232L87 234L84 232ZM176 230V231H175ZM180 230H182L183 231V233H181L182 231H180ZM16 231V232H15ZM50 231H52V232H55V233H57L58 234V236H57V234H55V236H54V234L52 233V232H50ZM76 232V234H75V232ZM82 231H83V233H82ZM171 231L172 232H175V233H173L174 235V237H173V239H172V245H174V247L176 246L178 249H180V248H182V249H180V250H178V254H180V255H178V256H180L179 258H180V260L182 259L183 261H184V264H185V262L186 263H188V264H196L195 262H193V261H191V259L188 257V258H186V256H185V253H184V250H183V247L184 246H186L187 245V240H189L190 238H191V236H188V234H187V230H186V228H182V226L181 227H177V226H172L171 227ZM30 232V233H29ZM36 232V233H35ZM69 232H70V234H69ZM8 233H10V231H8ZM68 233V234H67ZM78 233L80 234V235H78ZM16 234V235H17ZM18 234V235H19ZM43 234V235H44ZM48 234V235H47ZM51 234V235H50ZM53 234V235H52ZM76 236H75V235ZM82 234H84V235H82ZM182 234V235H181ZM49 235H50V237H49ZM66 235H67V237H66ZM24 236H25V238H24ZM57 236V237H56ZM62 236V238L64 239V237ZM78 236V237H77ZM18 237V236H17ZM21 237L22 238H24V239H22L21 240ZM74 237V238H73ZM56 238H57V241H56ZM59 239V240H58ZM72 239H69L70 241H73ZM179 242H178V241ZM182 240V241H181ZM176 242V243H175ZM181 242H182V244H181ZM22 243V242H21ZM22 243V244H23ZM184 243V244H183ZM186 244V245H185ZM25 245V244H24ZM175 247V248H176ZM177 248H176V250H177ZM23 252L25 253V255L27 256V258L29 259V261H30V263L31 264H33L32 263V261H31V259L28 257V255H27V252L25 251V249L23 248ZM182 253H184V254H182ZM182 256H184V258H181ZM183 261H181V262H183ZM158 262V261H157ZM153 263H155V264H159L160 262H158V263H156V262H154L153 261ZM152 263V264H153ZM161 264V263H160Z\"/></svg>",
	"mask_w": 264,
	"mask_h": 264
},
{
	"label": "water",
	"instance_id": "water-1",
	"mask_svg": "<svg viewBox=\"0 0 264 264\" xmlns=\"http://www.w3.org/2000/svg\"><path fill=\"white\" fill-rule=\"evenodd\" d=\"M8 230L9 222L0 213V264H31L23 252V244Z\"/></svg>",
	"mask_w": 264,
	"mask_h": 264
}]
</instances>
